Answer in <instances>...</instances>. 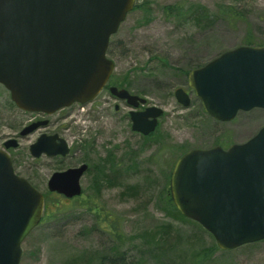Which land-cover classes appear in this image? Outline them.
Masks as SVG:
<instances>
[{
  "label": "rangeland",
  "instance_id": "rangeland-1",
  "mask_svg": "<svg viewBox=\"0 0 264 264\" xmlns=\"http://www.w3.org/2000/svg\"><path fill=\"white\" fill-rule=\"evenodd\" d=\"M137 5L141 8L112 37L108 57L115 63L114 83L147 100L140 109L163 110L158 127L148 137L133 132L132 108L104 91L56 116L64 119L62 135L71 148L66 158L34 159L29 151L34 138L20 140L10 153L15 172L54 197L48 204L55 211L23 242L20 264H102L114 255L132 264H197L202 251L216 244L196 222L176 218L169 202L173 168L190 149L247 142L264 127V110L216 121L189 89L188 75L247 40L264 46V0H137ZM180 88L190 95L188 108L175 97ZM28 120L0 86V146ZM81 163L89 166L82 196L60 202L56 197L62 196L48 190L50 177ZM102 213L112 215L116 234ZM202 264H264V241L218 249Z\"/></svg>",
  "mask_w": 264,
  "mask_h": 264
},
{
  "label": "water",
  "instance_id": "water-1",
  "mask_svg": "<svg viewBox=\"0 0 264 264\" xmlns=\"http://www.w3.org/2000/svg\"><path fill=\"white\" fill-rule=\"evenodd\" d=\"M136 0H0V85L15 105L28 112L53 114L75 103L93 101L109 82L115 63L107 57L110 40ZM188 86L204 111L220 122L240 111L264 110V46H240L192 70ZM110 92L132 107V130L153 133L163 110L126 89ZM177 101L191 105L180 88ZM40 125L25 128L27 136ZM57 136L43 135L35 158L67 156ZM16 140L5 144L16 148ZM88 165L54 173L48 190L67 199L82 195ZM178 211L213 235L217 246L232 251L264 241V127L247 142L228 149H191L175 164L170 182ZM45 196L16 174L10 155L0 150V264H20L22 244L40 225Z\"/></svg>",
  "mask_w": 264,
  "mask_h": 264
},
{
  "label": "flooded vegetation",
  "instance_id": "flooded-vegetation-1",
  "mask_svg": "<svg viewBox=\"0 0 264 264\" xmlns=\"http://www.w3.org/2000/svg\"><path fill=\"white\" fill-rule=\"evenodd\" d=\"M111 86H113V85H109V87L107 86L104 91L105 92H109V88ZM123 102H125V101H123ZM76 105L81 106L80 104H76ZM115 110L116 111L119 110V106L118 105L115 106ZM60 111H58L56 113H53V114H46V113H28V112H25L26 115H28L29 120L22 127L21 131H23V129H25L28 126L33 125V124H43V125H40V127L38 129L34 130L33 132H31L27 136H20V133H21V131H20V133H18V135H16L15 137H11V138L6 139V142L9 141V140H11V139H15L19 143V141L22 140V139H26V138H29V137L34 138V142H32L30 144V146H29L30 155H32V153H31V146L34 145L39 140V138L42 135H46L48 137L57 136L58 139L56 140V142L59 143L60 140L63 139V135L62 134L64 132V127H63V125H61L64 122L63 121L64 119H56V116L59 114ZM6 142H3V144L0 146V150H5V143ZM19 145L17 146V148L19 147ZM17 148L9 149L7 152L10 154L11 151H13V150H15ZM32 157H33V155H32ZM44 157H47V158H50V159L51 158H53V159H64V158H66V157H62V156L49 157L46 154H43L40 158H34V157L33 158L34 159H41V158H44ZM84 164L85 163H81V164H79V165H77V166H75L73 168L81 167ZM13 165H14V163H13ZM88 170H89V168H88Z\"/></svg>",
  "mask_w": 264,
  "mask_h": 264
},
{
  "label": "trees",
  "instance_id": "trees-1",
  "mask_svg": "<svg viewBox=\"0 0 264 264\" xmlns=\"http://www.w3.org/2000/svg\"><path fill=\"white\" fill-rule=\"evenodd\" d=\"M136 8H141L140 5H136ZM167 10H173V7H169L167 8ZM246 45L248 46H257L258 44H256L254 41L252 40H247L246 42ZM112 83L116 86H118L117 83H114V81L112 80ZM119 87L122 88V86L119 84ZM169 202L174 206L173 204V200H172V197H171V190H170V193H169ZM45 198H46V210H45V217H44V220L50 216H54L55 215V211L53 210H50V207H49V200L51 198H54L52 197L51 195H45ZM57 200H60V202L62 201H66V199H64L63 197H56ZM76 200V199H73V201ZM61 205V204H60ZM57 210L56 212L58 213L59 211L61 212L59 206H57ZM175 210L177 211L176 213V218L180 219V220H185L186 218H184L179 212L178 210L176 209V207L174 206ZM102 216H104L103 218L105 219V221L107 222V225H109V227L113 230L114 234H116L117 232V223L113 220V218L111 217L112 215L110 214H104L103 213L101 214ZM218 246L216 244H213L212 247L208 248V249H204L202 251V253L200 254L201 255V259L197 262V264H202L203 261L205 260H210L213 255L215 254V252L218 250ZM70 264H78L77 261H70ZM102 264H132V262H128L124 257H121L119 255H114V257H110L107 262H103Z\"/></svg>",
  "mask_w": 264,
  "mask_h": 264
}]
</instances>
